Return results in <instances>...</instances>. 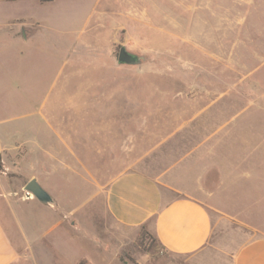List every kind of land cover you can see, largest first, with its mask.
I'll use <instances>...</instances> for the list:
<instances>
[{
    "label": "rangeland",
    "instance_id": "rangeland-1",
    "mask_svg": "<svg viewBox=\"0 0 264 264\" xmlns=\"http://www.w3.org/2000/svg\"><path fill=\"white\" fill-rule=\"evenodd\" d=\"M120 47L139 63L119 64ZM203 91L221 95L215 107L230 103L238 111L220 132L229 141L217 159L222 171L253 177L235 180L231 208L252 200L264 209L263 193L252 195L264 191V165L238 164L249 152L264 161V0L0 2V192L27 200L24 186L38 176L57 214L72 215L87 239H99L108 264H192L151 250L146 231L114 223L95 185L159 144L172 122L191 116L182 109L207 104ZM105 142L108 162L99 154ZM68 150L91 177L80 166L68 172L76 163ZM15 210L26 211L24 222L38 212ZM252 237L242 219L222 218L212 249L232 251ZM81 245L76 254L99 261L87 240ZM204 264L221 263L215 254Z\"/></svg>",
    "mask_w": 264,
    "mask_h": 264
},
{
    "label": "crops",
    "instance_id": "crops-1",
    "mask_svg": "<svg viewBox=\"0 0 264 264\" xmlns=\"http://www.w3.org/2000/svg\"><path fill=\"white\" fill-rule=\"evenodd\" d=\"M14 1L18 0H0L2 3ZM211 92H199L202 98L209 99L207 104H199V110L182 109L181 114L191 116L185 121L172 122L173 131L145 155L103 183L96 182V194H103L104 210L114 223L134 233L149 232L169 256L187 257L192 264H204L215 254L221 264H264V217H260V222L254 220L264 209L252 200L244 208H231L234 198L227 196L235 180L248 181L253 174L222 171L217 159L220 146L229 141L227 135L221 140L220 132L238 111L231 109L230 103L215 107L221 95L210 97ZM246 107H251V103ZM31 145L40 151L38 142ZM99 152L106 154L108 162L106 142ZM74 160L77 165L68 166V172L74 175L80 166L92 176L79 158ZM254 161L260 168L264 165L263 160H254L250 152L238 164ZM33 177L39 183L38 176ZM1 189L0 264H78L82 260L89 264H108L99 239H87L90 234L82 230L72 215H58L57 203L53 207L43 205L31 194H27L30 195L27 200L13 202L7 198V191ZM259 193L264 196V191L252 193L256 200L260 198ZM24 206L38 209L36 217L29 222H24L26 211L24 215L20 212L19 217L15 210ZM45 213L51 217L45 219ZM222 218L242 219L253 237L232 251L212 249L213 234ZM33 225L35 231L31 232ZM86 240L99 256L98 262L88 253L76 254Z\"/></svg>",
    "mask_w": 264,
    "mask_h": 264
},
{
    "label": "water",
    "instance_id": "water-1",
    "mask_svg": "<svg viewBox=\"0 0 264 264\" xmlns=\"http://www.w3.org/2000/svg\"><path fill=\"white\" fill-rule=\"evenodd\" d=\"M117 61L119 64H138L140 59L136 55L129 53L124 47H120L117 55ZM24 190L27 194H31L43 205H55L54 199L41 187L36 179L29 180L24 186Z\"/></svg>",
    "mask_w": 264,
    "mask_h": 264
},
{
    "label": "trees",
    "instance_id": "trees-1",
    "mask_svg": "<svg viewBox=\"0 0 264 264\" xmlns=\"http://www.w3.org/2000/svg\"><path fill=\"white\" fill-rule=\"evenodd\" d=\"M41 1H50V0H41ZM146 236L149 242V248L151 250H155L156 252L158 249H160V247L158 246L157 240L152 234H150L149 232H146ZM78 264H89V263H87L85 260H82Z\"/></svg>",
    "mask_w": 264,
    "mask_h": 264
},
{
    "label": "built area",
    "instance_id": "built-area-1",
    "mask_svg": "<svg viewBox=\"0 0 264 264\" xmlns=\"http://www.w3.org/2000/svg\"><path fill=\"white\" fill-rule=\"evenodd\" d=\"M28 196V195H27ZM30 196H28V198H29Z\"/></svg>",
    "mask_w": 264,
    "mask_h": 264
}]
</instances>
